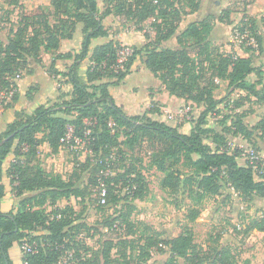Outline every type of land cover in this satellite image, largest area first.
<instances>
[{
  "label": "trees",
  "instance_id": "16d2710c",
  "mask_svg": "<svg viewBox=\"0 0 264 264\" xmlns=\"http://www.w3.org/2000/svg\"><path fill=\"white\" fill-rule=\"evenodd\" d=\"M6 3L19 5L22 11L19 24L10 37L6 41L0 39V95L17 87L16 75L27 68L29 58L40 61L43 50H56L62 40L72 39L77 24L82 23L83 28L80 47L74 53L58 54L51 64L53 72L66 77L71 85L72 91L66 95L69 99L41 104L31 114L17 110L0 134V264H15L11 251L24 244H29L32 250L22 249L23 264H56L70 255L69 250L73 246L71 233L84 227L85 223H74L75 218L72 219L71 215L77 210L72 205L62 207L57 202L84 196L85 189L79 185L82 172L78 173L75 168L69 177L64 178L44 169L39 163L32 164L38 158L43 142H48L52 152L57 153L66 143L63 139L67 140L69 135L73 145L78 139L87 144L91 153L103 152L96 159V182L100 183V178L105 180L107 199L109 201L111 197L114 204H118L121 197L112 195L113 188L125 174L131 176L127 179L131 180L127 191L133 200H144L149 192V186L140 173L135 177L131 170L112 178L104 175L109 164L105 158L111 159V152L124 144L119 141L121 132L131 149L143 140H150L152 146L160 144L159 149L153 148L157 150L155 165L163 173V190L173 194L185 191L195 204H202L207 197L220 194L225 180L246 200L256 195L264 197V173H257L247 161L241 164L238 160L241 149L232 152L227 140L229 134L248 140L255 134L264 138V115L256 124L249 125L244 120L247 112L228 114L222 120L225 124L222 131L208 125L209 117L221 110V104L224 109L241 108L243 100L253 97L259 103L264 102V69L255 65L253 58L256 49L263 50L258 21L244 17L237 26L241 32L249 29L258 44V48L246 47L249 56H240L234 51H222L209 39L215 26V15L191 21L179 30L186 16L199 11L200 3L195 0H187L190 11L182 9L175 0H104L103 9L99 0H50V6L39 5L38 10L32 13L26 11L20 0H7ZM53 15L57 16L54 22L51 21ZM110 15L125 18L139 29L141 23L153 18L151 36L154 40L148 38L141 47L135 46L127 63L116 71L112 67L120 64L122 44L109 38L104 19ZM217 20L226 21L222 16ZM171 39L176 40L178 47L163 46ZM188 41L192 42L193 50L187 46ZM138 57L160 79L170 95L204 106L189 133L149 116V113L157 114L159 111L155 106L142 115H129L117 104L111 87L121 85ZM63 58L72 61L61 73L55 65L57 59ZM86 61L88 66L83 71L82 65ZM251 75L256 79L251 80ZM106 77L115 79L106 80ZM217 79L227 81L229 89L244 90V99L230 98L232 90L224 97L216 98ZM75 113V118H69ZM89 118L96 119V124L87 126L85 120ZM111 121L114 125L110 124ZM12 153L20 158L8 169L11 190L22 199L16 207L7 209L4 200L8 191L3 164ZM111 179L115 180L114 183ZM46 205L52 208L50 212ZM201 212V207H190L187 217L195 221ZM262 222L253 221L251 229L264 231ZM158 235V239L149 237L144 246H162L164 248L161 249L168 250L171 257H181L186 264L205 262L204 251L191 232L171 238ZM111 249V245L105 249L102 261L100 258L90 261H81L77 256L74 258L79 264H107ZM226 253L224 248L217 251L212 264H233Z\"/></svg>",
  "mask_w": 264,
  "mask_h": 264
},
{
  "label": "rangeland",
  "instance_id": "374dc122",
  "mask_svg": "<svg viewBox=\"0 0 264 264\" xmlns=\"http://www.w3.org/2000/svg\"><path fill=\"white\" fill-rule=\"evenodd\" d=\"M6 1L0 0V38L2 39L10 37L13 30L17 28L22 11L19 5H9ZM175 1L182 9L190 11V5L187 3V0ZM195 1L200 3V9L195 16H191L190 18V15H188L183 19L179 28L180 31L188 25L190 19L204 18L211 14L215 15V24H218L219 27L218 33L219 35L220 33L224 35V41H226V43L217 45L222 49V47H225V44H228L232 48V51L240 56L242 54L247 56V53L243 51L246 50L248 44L238 40L235 33L241 20L244 17H247V19L251 17L258 21V33L263 36V50L261 53L259 52V54L254 55L255 64L264 67V0ZM45 2H50V0H20V3H22L29 13L36 12L38 5ZM99 5L103 9L104 0H99ZM220 16L226 21L221 22L217 20ZM110 18L112 20H107V23L112 22L111 25L116 28L115 33L123 32L122 34L135 40L129 41L126 39L125 41H129V43L125 46L122 44L119 52L120 64L112 67L113 71H116L119 68H123V65L127 63L128 58L134 53L135 46L139 45L141 47L145 43L142 42L140 44L139 41L141 40L139 39L142 37L139 35L144 36V38L147 35L148 37L145 38L146 42L148 38H152L150 31H153L151 26L153 18L141 23V26H139L141 29L125 18L115 15ZM55 19H57V16L53 15L51 21L54 22ZM152 39L154 40V38ZM169 43H172L174 47H178L175 39L170 40ZM187 46L191 50L194 49L191 41L187 42ZM236 47H238L237 50H235ZM254 47L258 48V44ZM87 66L88 62L86 61L82 65L83 71ZM145 68L144 63L138 57L131 69V73L134 72V76L126 84L127 86H131V88H135L137 102H143L144 95L150 92L149 90L152 88L151 86L154 82L153 74L148 68L146 70L152 76L144 72L143 69ZM50 73L52 75L53 73L56 74L53 70ZM23 76L24 71L16 80L21 79ZM107 79L114 80L115 78L106 77ZM255 79L256 76L252 75L251 80ZM65 80L67 81V79ZM66 83L67 93H70L72 87L68 82ZM220 83L223 84H220L216 95L222 98L228 93L229 88L226 82ZM115 91H117V94L119 93V89H115ZM245 93L243 90H236L230 98L233 100L240 98L241 100L243 98L242 95H245ZM64 94L61 92L58 99H51L48 104L60 103L65 99H69V97H64ZM5 97L6 93L3 92L0 95V110L6 105L5 103L9 102V97ZM124 98H126V95ZM243 101L241 108L231 107L224 109L223 104H221V110L209 117L208 125L218 131H222L225 127L222 120L228 114L236 115V112H247L245 120L248 121L249 125L264 115V102L259 103L254 97L251 100ZM150 104V107L155 106L159 111L157 114L149 113V116L165 121L186 133L190 132V126L192 127L194 122L197 121L198 118L195 119V117H198L201 111V108L195 107L194 104H192L191 109L187 101L177 102L171 108V112H169L174 117L168 119V112L161 111L156 101L151 100ZM76 115V113L70 115L69 118H75ZM6 120L4 119L0 123L1 127L4 126L3 124H6ZM96 122L97 120H93V118L85 120L87 126H93ZM111 123L113 122L111 121ZM70 129L72 130L73 128L70 127ZM121 133L119 141H122L124 144L111 152V159L105 158L109 164H107L104 175L112 178L119 173H125L130 170L133 171V177L138 173L142 174L149 186V192L144 200H133L131 195L128 194L127 186L131 180L127 179L131 176L125 174V177L121 178L120 183L114 186L112 191V195H119L121 197L120 202L114 204L111 202L110 197L109 201L107 199L106 204H102L100 201L101 188L103 186L107 188L108 186L103 178L97 184V168L95 165L96 159L100 158L103 152L96 155L91 153L88 150L89 147L83 141L80 142L79 140L74 145L72 143H65L62 147L63 152L60 151L57 154L47 151L42 143L39 148L38 158H35L32 162V164H41L47 170L62 171L65 177H69L75 168L78 170V173L82 172L79 176V185L85 189L84 196L82 198L71 197L70 199H60L57 202L62 207L72 205L77 210L75 214L71 215L72 219L75 218L74 223H85L84 227L71 233L73 246L69 250V253L73 257L72 261H74V264H79L78 260L75 259L76 256L81 258V261H84L83 259L90 261L89 259L98 258L102 261L101 255L109 245L112 246V249L107 264H186L185 260L181 257H171L168 250L161 249L164 248L162 246L145 247L144 245L149 237L158 239L160 237L158 233L163 237L171 238L190 232L197 245L204 251L203 259L205 262L203 264H212L216 252L223 248L227 251V259L233 264H264V231L251 229L253 221H263L262 223H264V197L256 195L253 199L246 200L230 188L225 180L222 182L223 188L220 194L207 197L202 204H195L185 191L173 194L170 191L163 190L161 187L163 173L155 165L154 159L157 150L153 148L155 146L159 149L160 144L155 143L152 146L150 140H143L134 149H131L124 142L126 141V137L123 136V132ZM39 136H42V133ZM227 140L231 148H233L232 152L254 147L260 156L264 158V138H261L258 134H255L249 140L243 136H239L238 142L234 140V137L228 135ZM208 142L210 141L208 140ZM24 151L26 149H23ZM19 158L20 156L12 153L4 160L3 164L4 182L8 191L4 200L7 209L13 206L16 207L20 199H22V196H17L15 191L11 190L12 185L8 174L11 163ZM22 158L24 159V157ZM238 160L241 164L246 163V160L242 157H239ZM255 171L259 172L258 169H255ZM111 181L114 183L115 180L111 179ZM124 182L127 184L125 185ZM194 206L201 207L202 212L195 221H190L187 217L189 208ZM46 209L50 212L52 208L46 205Z\"/></svg>",
  "mask_w": 264,
  "mask_h": 264
},
{
  "label": "crops",
  "instance_id": "0c3cea01",
  "mask_svg": "<svg viewBox=\"0 0 264 264\" xmlns=\"http://www.w3.org/2000/svg\"><path fill=\"white\" fill-rule=\"evenodd\" d=\"M40 5L50 6V2H45L44 4H40ZM51 9H52V7H51ZM196 14H197V12L194 14H190V18H191V16H195ZM111 16H113V15H110L104 19V23H105L106 27L109 29V34H110L109 38L113 39L115 41H117V40L120 41L121 44H123L124 46L127 43H129L130 40L133 41L134 38L129 37V36H125L124 34H122L123 32L115 33L116 28L113 25H111L112 22L107 23V20H112L110 18ZM200 19L201 18L190 19V22L194 21V20H200ZM82 28H83L82 23L77 24L76 32L74 33V37L72 39L62 40L58 49L51 50V51H44L43 50L41 53V56H40L41 57L40 61H36L33 58L28 59L27 68L25 70H23L24 76L19 80L15 79L17 87L6 93L5 98L9 97V99H8L9 102L5 103L6 105L3 106V108L0 110V123L3 122L4 119H7V120H6V124H3L4 125L3 127H1V125H0V134L5 131L7 123L11 119L14 118L15 112L17 110H23L27 114H31V113H33L34 109L37 106H39L41 104H46L51 99H56V98L58 99L60 97L59 95L61 92H63V94H64V92L66 91V93L63 96L67 97L66 95L68 93H67V88H66V84H67L66 83L67 81L65 80L66 77H64L63 75L54 74V73L52 75L50 73L52 71L51 70V64H52V61L55 59V57L58 54L69 53V52L74 53L80 47L81 37H82V32H81ZM218 30H219L218 24H215V26H214V28H213L210 36H209V39L214 44H216V45L220 44L221 45L223 43H226V41H224V35H222L221 33L219 35ZM150 32L152 33V31H150ZM139 36L142 37L141 39H139V40H141V41H139L140 44L142 42H146V40H145V38L147 37L146 35H145V38H144V36H141V35H139ZM7 38L6 39L0 38V39L3 41H6ZM126 39L129 41L126 42L125 41ZM147 41H148V39H147ZM168 43H169V41L164 42L163 46L174 47L172 45V43H169V44ZM237 49H238V47L235 48V50H237ZM222 51L233 52L232 48L228 44H225V47H222ZM243 52L247 53V56L250 55L246 50ZM259 52L261 53L262 51L256 49V51L253 54V58H255L254 55L259 54ZM244 55L242 54L241 56H244ZM71 61H72L71 59H64V58L63 59H57L55 69L58 70L59 72H62L66 69L67 65L70 64ZM254 64H255V60H254ZM144 66L146 67L145 64H144ZM146 68L143 69L144 72H147V74H150L152 76V74L149 73L146 70ZM263 69H264V67H263ZM133 76H134V72L129 74L125 78V80L121 83V85L116 86V87H111L112 94H113L117 104L123 106L124 110L127 114H134V115L144 114L146 112V110H148V108H151L150 107L151 100H154L157 102V106L161 109V111H166L168 113L171 112V108L177 102L186 101L183 98H180V97H177L174 95H170L169 92L166 90V88L162 85V82L160 80H158L156 77H154V75H153L154 82L151 86L152 88H150V90H149L150 92H147V94L144 95L143 102H137V100L135 98V96H136L135 88L134 87L131 88V86L126 85L131 80V78H133ZM217 82L219 83V87H220V84H223L220 82H226L228 85L227 81H219L217 79ZM115 89L116 90L119 89V93H118L119 96L117 94V91H115ZM231 90L233 91L231 93V95H232L234 93V91L240 90V89H234L233 90V88H231L228 90V92ZM216 92H217V90L215 91V97L219 98V97H217ZM125 95H126V98H124ZM245 95H246V93H245ZM240 96L241 95H239V97ZM187 102L190 104L191 109H192V104H194L195 107L201 108L199 115L201 114V112L204 109L203 105H197L191 101H187ZM199 115H198V117H199ZM198 117H195V119H197ZM260 118H258L257 121H259ZM257 121L251 125L256 124ZM245 122L247 124H249L248 121L245 120ZM167 124H169V123H167ZM191 128L192 127L190 126V130H191ZM230 135L232 137H234V140L236 142H238L237 140H239L240 135L229 134V136ZM43 144H44L43 147L46 148L47 151L52 152V148L50 147L48 142H43ZM60 151H62V149H60ZM59 152H57V153H59ZM48 171H51V170L48 169ZM53 172L61 174L64 178H66L65 175L62 173V171H58V170L54 171L53 170ZM60 206H61V204H60ZM11 256H12L15 264H23L22 248L19 245L15 246V248L11 251Z\"/></svg>",
  "mask_w": 264,
  "mask_h": 264
},
{
  "label": "built area",
  "instance_id": "2783aa9c",
  "mask_svg": "<svg viewBox=\"0 0 264 264\" xmlns=\"http://www.w3.org/2000/svg\"><path fill=\"white\" fill-rule=\"evenodd\" d=\"M236 37L238 40L243 42H246L248 45L256 46L257 45V40L256 38L252 35V33L249 31V29H246L245 31L241 32L238 29L236 30L235 33ZM21 74L16 75V78L20 77ZM15 78V79H16ZM168 119H172L174 115L172 113H168ZM111 125H114V123H111ZM71 135L67 137L66 143H70L69 138ZM76 142H79L78 139H76ZM81 142V140H80ZM242 158H244L250 165L254 167V169H259L260 173H264V158L260 156L259 152L257 151L256 148L250 147L248 149H245L241 152L240 155ZM102 178H100V181ZM100 201L102 204L107 203V188L102 187L101 188V193H100ZM22 249L31 251L32 247L29 244H24L21 247ZM72 256L69 255L67 257L61 258L56 264H74V261H72Z\"/></svg>",
  "mask_w": 264,
  "mask_h": 264
},
{
  "label": "water",
  "instance_id": "95a60500",
  "mask_svg": "<svg viewBox=\"0 0 264 264\" xmlns=\"http://www.w3.org/2000/svg\"><path fill=\"white\" fill-rule=\"evenodd\" d=\"M10 138V136L9 137H7L6 139H4L2 142H5L6 140H8Z\"/></svg>",
  "mask_w": 264,
  "mask_h": 264
}]
</instances>
